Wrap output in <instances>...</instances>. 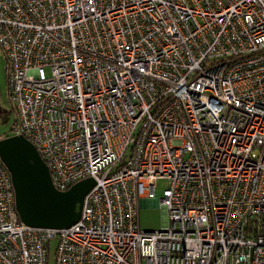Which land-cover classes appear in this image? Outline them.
Masks as SVG:
<instances>
[{
    "label": "built area",
    "instance_id": "2783aa9c",
    "mask_svg": "<svg viewBox=\"0 0 264 264\" xmlns=\"http://www.w3.org/2000/svg\"><path fill=\"white\" fill-rule=\"evenodd\" d=\"M0 48L14 136L57 191L95 182L36 230L0 164V264H264V0H0Z\"/></svg>",
    "mask_w": 264,
    "mask_h": 264
},
{
    "label": "water",
    "instance_id": "95a60500",
    "mask_svg": "<svg viewBox=\"0 0 264 264\" xmlns=\"http://www.w3.org/2000/svg\"><path fill=\"white\" fill-rule=\"evenodd\" d=\"M0 160L10 174L22 224L60 231L79 221L84 198L95 186L93 179L80 181L66 192L57 191L37 150L21 136L0 139Z\"/></svg>",
    "mask_w": 264,
    "mask_h": 264
},
{
    "label": "rangeland",
    "instance_id": "374dc122",
    "mask_svg": "<svg viewBox=\"0 0 264 264\" xmlns=\"http://www.w3.org/2000/svg\"><path fill=\"white\" fill-rule=\"evenodd\" d=\"M7 61L3 51L0 49V139L14 135L13 128L16 121L15 111L9 100L7 89ZM48 74V70H46ZM168 187L166 180L159 181L155 191L156 199L162 197V192ZM167 216L163 208L158 206H141L139 208V226L142 231H158L166 225ZM56 241H52L49 247L47 264H54V253Z\"/></svg>",
    "mask_w": 264,
    "mask_h": 264
},
{
    "label": "bare ground",
    "instance_id": "6f19581e",
    "mask_svg": "<svg viewBox=\"0 0 264 264\" xmlns=\"http://www.w3.org/2000/svg\"><path fill=\"white\" fill-rule=\"evenodd\" d=\"M0 164L3 166V169L5 170V172L7 173V175H9V177H10V174H9V172H8V170L6 169V167L4 166V164L1 162V160H0ZM7 179H8V177H6ZM14 191V190H13ZM13 195H14V193H13ZM146 201H149V202H155L156 203V205L158 206V204H157V202L156 201H150V200H146ZM140 204V203H139ZM162 208V207H161ZM164 209V208H163ZM18 215V214H17ZM20 220V219H19ZM31 228V227H30ZM33 229H36V228H33ZM36 230H50V229H36ZM54 231H58V230H54Z\"/></svg>",
    "mask_w": 264,
    "mask_h": 264
},
{
    "label": "crops",
    "instance_id": "0c3cea01",
    "mask_svg": "<svg viewBox=\"0 0 264 264\" xmlns=\"http://www.w3.org/2000/svg\"><path fill=\"white\" fill-rule=\"evenodd\" d=\"M141 206H157L155 202H149V201H146V200H141L140 201V204H139V208Z\"/></svg>",
    "mask_w": 264,
    "mask_h": 264
},
{
    "label": "clouds",
    "instance_id": "9594fccd",
    "mask_svg": "<svg viewBox=\"0 0 264 264\" xmlns=\"http://www.w3.org/2000/svg\"><path fill=\"white\" fill-rule=\"evenodd\" d=\"M14 136V135H13Z\"/></svg>",
    "mask_w": 264,
    "mask_h": 264
},
{
    "label": "trees",
    "instance_id": "16d2710c",
    "mask_svg": "<svg viewBox=\"0 0 264 264\" xmlns=\"http://www.w3.org/2000/svg\"><path fill=\"white\" fill-rule=\"evenodd\" d=\"M1 49V48H0Z\"/></svg>",
    "mask_w": 264,
    "mask_h": 264
}]
</instances>
